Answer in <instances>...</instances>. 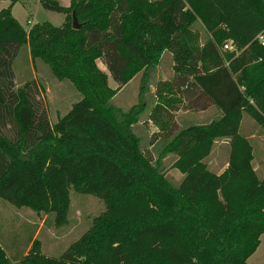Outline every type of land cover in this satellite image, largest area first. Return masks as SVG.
I'll return each mask as SVG.
<instances>
[{"label": "trees", "instance_id": "1", "mask_svg": "<svg viewBox=\"0 0 264 264\" xmlns=\"http://www.w3.org/2000/svg\"><path fill=\"white\" fill-rule=\"evenodd\" d=\"M0 1L9 2L0 10V198L57 227L67 223L71 188L104 203L59 256L41 253L33 235L12 261L0 241V264H247L264 234V175L251 163L263 152L264 46L256 37L264 31V0H39L64 21L28 30L11 12L19 0ZM227 41L232 50L222 51ZM165 50L179 53L173 69L196 105H213L221 116L172 133L166 115L182 99L173 82L160 81L149 121L170 139L153 158L133 132L143 107L124 112L111 99ZM22 51L68 81L129 150L97 136L92 123L83 124L89 139L58 137L34 82L15 85ZM219 141L227 160L216 173L205 160ZM168 154L178 182L163 169Z\"/></svg>", "mask_w": 264, "mask_h": 264}, {"label": "rangeland", "instance_id": "2", "mask_svg": "<svg viewBox=\"0 0 264 264\" xmlns=\"http://www.w3.org/2000/svg\"><path fill=\"white\" fill-rule=\"evenodd\" d=\"M61 5L68 6L70 0H58ZM7 4V2L2 3ZM1 6V5H0ZM12 15L28 30L37 22L47 21L54 26H59L64 21V14L46 10L41 7L39 0H19L11 9ZM30 21V23H27ZM195 28L200 32L202 39L205 29L200 22L195 23ZM264 34V31L262 32ZM258 42V37L256 38ZM179 53L165 50L161 54L158 65L139 72L126 85H124L111 99V103L122 111H128L132 106L143 107L140 112L139 122L133 126V132L140 138L142 150L155 158L164 143L170 137L158 133L159 129L149 121L151 108L155 101L153 93L155 86L160 81L169 80L176 85L178 95L182 99L177 110L166 115L172 133L189 125H204L218 119L221 112L211 105L201 108L197 104L193 90H185L186 81L176 75L173 66ZM98 67L108 74L107 68L101 60H97ZM15 85H21L32 80L37 88V98L51 122L53 131L58 137L75 138L76 140L89 139L91 134L83 128V124L95 125V134L107 138L120 145L125 151L129 146L125 139L106 124L105 120L83 101L82 96L68 81L58 80L51 72L49 66L40 59L34 63L29 61L28 53L24 51L14 63ZM108 83L112 88L117 84L108 74ZM143 86V89H141ZM225 142L219 141L214 150L205 160L208 168L216 173L226 167V151L223 149ZM175 159L173 154H168L163 160V169L167 175L178 182L182 178L181 172L172 168ZM263 176L264 173L259 172ZM104 210V203L99 198L90 194H82L70 189V207L67 223L57 227L52 223V216H47L51 224H46L43 214H37L27 207H16L0 198V241L6 248L10 260L20 258L27 246L29 239L34 235L40 244L41 253L49 257L59 256L71 243L89 228L92 219ZM264 263V234L259 237L256 251L247 259V264Z\"/></svg>", "mask_w": 264, "mask_h": 264}, {"label": "crops", "instance_id": "3", "mask_svg": "<svg viewBox=\"0 0 264 264\" xmlns=\"http://www.w3.org/2000/svg\"><path fill=\"white\" fill-rule=\"evenodd\" d=\"M5 2H7V4H2V3H5ZM8 4H9V2L8 1H0V10L2 9V8H5V7H7L8 6ZM19 22V21H18ZM20 23V22H19ZM21 24V23H20ZM22 25V24H21ZM23 26V25H22ZM24 27V26H23ZM197 102H199V101H197ZM204 105H206V106H208L207 104H204ZM210 105V104H209ZM211 106H213V105H211ZM214 107V106H213ZM257 143H258V146H259V148L261 149V150H263V152H264V134L263 135H261L260 137H258V140H257ZM263 152H261L260 154H258V158H256V159H253L252 160V167H253V169L254 170H257V171H259V172H262V173H264V153Z\"/></svg>", "mask_w": 264, "mask_h": 264}, {"label": "built area", "instance_id": "4", "mask_svg": "<svg viewBox=\"0 0 264 264\" xmlns=\"http://www.w3.org/2000/svg\"><path fill=\"white\" fill-rule=\"evenodd\" d=\"M27 23H30V21H28ZM257 37H258V39H259V40H258V43L264 46V34L260 33V34H258ZM257 37H256V38H257ZM221 50H222V51L232 50V44H231V42H230V41L225 42V43L223 44Z\"/></svg>", "mask_w": 264, "mask_h": 264}, {"label": "water", "instance_id": "5", "mask_svg": "<svg viewBox=\"0 0 264 264\" xmlns=\"http://www.w3.org/2000/svg\"><path fill=\"white\" fill-rule=\"evenodd\" d=\"M72 18H73L72 27L73 28H79L80 27V24L77 22L74 13H72Z\"/></svg>", "mask_w": 264, "mask_h": 264}]
</instances>
